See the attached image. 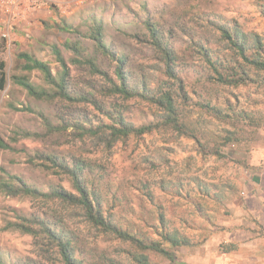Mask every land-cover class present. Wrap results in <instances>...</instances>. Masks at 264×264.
I'll return each instance as SVG.
<instances>
[{
    "label": "clouds",
    "instance_id": "1",
    "mask_svg": "<svg viewBox=\"0 0 264 264\" xmlns=\"http://www.w3.org/2000/svg\"><path fill=\"white\" fill-rule=\"evenodd\" d=\"M0 264H264V0H0Z\"/></svg>",
    "mask_w": 264,
    "mask_h": 264
}]
</instances>
